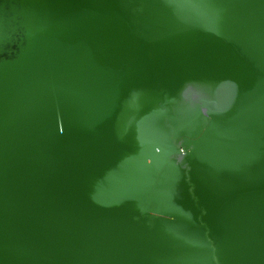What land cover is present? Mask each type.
Masks as SVG:
<instances>
[{
	"label": "water",
	"instance_id": "1",
	"mask_svg": "<svg viewBox=\"0 0 264 264\" xmlns=\"http://www.w3.org/2000/svg\"><path fill=\"white\" fill-rule=\"evenodd\" d=\"M0 264H264V0H0Z\"/></svg>",
	"mask_w": 264,
	"mask_h": 264
}]
</instances>
